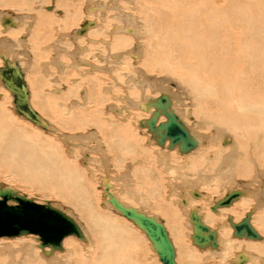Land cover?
Returning a JSON list of instances; mask_svg holds the SVG:
<instances>
[{
    "label": "bare ground",
    "instance_id": "bare-ground-1",
    "mask_svg": "<svg viewBox=\"0 0 264 264\" xmlns=\"http://www.w3.org/2000/svg\"><path fill=\"white\" fill-rule=\"evenodd\" d=\"M50 1L28 0L20 3L18 0H0L1 6L16 12L9 11L0 16L2 25L0 48H6L7 44L6 50L10 51L9 53L0 50V58L2 60L3 55L10 63L19 66L28 93V103L38 115V122L34 123L18 114L14 95L5 88L0 79V177L5 176L11 183L17 182L46 196L55 195L69 202L83 214L81 218L86 221L87 228L84 230L85 226H80L87 240H81L83 241L81 243L80 239L77 241L70 236L63 239L62 250L50 252L49 247H40V242L33 234L14 237L17 238V242L11 241L15 240L14 238L0 239V264H162L160 261L157 262L158 255L154 250L158 248L160 241L154 245L145 233L128 219V222L122 223L123 226L113 220L112 215L99 211L101 209L98 210L95 207L97 204L94 206L92 201L93 193L90 189L93 186L90 184L92 186L90 188L86 182L88 180L86 174L92 172L90 165L92 169L94 166L92 159L96 160L90 156L91 152H99L100 156L94 153L100 158L99 167L103 165L110 169L111 165L120 164L119 152L130 157L129 153L134 151L133 154L143 153L147 158L155 157V160L158 156V161H161L163 167L166 154L161 150H170L171 155H175V151L180 154L177 147L167 148L168 139L164 141V147L158 146L159 149L153 150L157 151V156L144 148L150 145L147 142L146 145L134 146L139 141H133L134 132H130L132 121L137 126L144 125L146 132L144 128L139 133L145 132L144 137L146 139L149 137L155 143L145 124L155 110L153 101L162 97L166 99L163 101L165 109L177 115L196 141L193 150L181 154L183 160L179 164L175 166L174 162L172 165L166 161L165 170L180 171L177 179L184 168H187L186 171L188 169L190 172L196 171L195 174L199 172L196 180L192 178L195 181L186 179L185 174L182 177L185 179L183 183L182 178L179 179L178 184L183 185L187 182L190 186L187 185V189L183 186L178 190L173 185L174 189L168 190L177 197L172 199V195L169 196L171 201L170 203L167 201L169 204H166V207H159L160 204L153 206L158 214L160 212L165 218L162 222L174 248L175 246L178 248L177 255L180 261L176 259V262L222 264L233 253L234 256H231L233 259L230 260V257L228 259L229 264H264V186L261 187L262 177L264 178V0H101L103 4L100 1L96 6L91 3L92 0H52L51 4H48ZM24 17L32 20L28 22ZM8 18L11 20L9 23ZM65 56L71 61H65ZM44 57L47 62L42 64L43 68L58 73H63L65 68L73 69V72L77 71L80 74L78 77L79 75L71 73L78 77V81L72 80L69 87L65 82L57 83L58 79H54V76H48L46 80L40 77L36 63ZM1 60L0 68L4 66ZM114 67L120 70L116 72L132 73H128L130 84L125 83L129 85L122 87L124 94L123 96L120 94L121 103L110 99L112 94L114 98L118 97L115 92L118 80L115 81L113 78L114 82H111V76L108 78L106 74L112 72ZM67 70L69 72V69ZM136 72L140 74L137 76ZM151 73L164 74L167 76L166 81L169 80L171 83L176 80V86L180 85V90L181 87L184 88L183 91L188 94L190 101L185 108V104L183 107L179 106L180 115L178 110L176 111V103L174 104L172 97L174 92H167L163 90L164 87L158 86L161 81L157 77L153 82L154 75L151 78ZM105 80L109 81L110 85L104 86ZM124 81L127 82L125 79ZM70 97L72 98L69 99ZM175 97L177 98L176 95ZM11 104L17 115L33 124L35 128H40L43 133L37 131L38 129H31L30 126L28 128L32 132L24 130L27 126L20 127L23 123L20 124L21 120L17 121L19 117L10 110ZM137 107L146 112L139 111L138 116H135L133 112L135 113ZM131 108L133 112H130ZM189 115L193 118L187 123L189 120L185 116ZM165 119L160 115L156 126ZM190 125L203 132L196 133ZM210 143L211 146L217 147L211 148ZM63 145H66L67 151ZM78 151L82 152V156L85 157L83 161H86L82 163L84 167L80 168L76 162ZM138 158L133 161L126 158L124 163L121 161L122 166L131 168L139 162ZM176 160L174 161L178 162ZM185 162L188 163L187 166ZM158 167L159 165L157 170ZM199 169L205 172L203 176H200L202 174ZM223 169L227 171L221 172ZM144 170L143 175L146 174ZM220 172L222 180L225 179L227 182H231L234 175L239 179V176L241 178L250 176L255 180L252 178L253 180L244 183L240 189H228L227 192L238 190L241 195L229 206L216 207L212 210V206L225 195L218 194L219 197L211 201L208 196L205 197V194L191 187L193 182H202L203 186L210 184L217 180ZM125 175L128 177V173ZM105 177H101L100 183L103 190V207L109 206L110 210H114L107 202L104 181L114 197L126 206H131L130 202L133 203L134 199L130 201L131 198L137 200L136 204L140 200L143 205L151 207L153 204L152 201H148L149 199H144L146 196L142 198L137 195L134 185H127L128 188L123 189L130 197L125 198L129 200L127 202L113 190V182ZM123 178L126 180V177ZM143 179L144 177L141 178V183L146 180ZM160 180L161 177L158 182ZM165 180L167 181V178ZM128 181L134 182V177H130ZM256 182L258 185H254ZM151 183H153L151 190L154 189L153 192L158 190L153 196H157L155 194L160 196L161 187L157 188L158 184L153 181ZM251 187L254 191L250 190ZM211 190L207 189L208 192ZM248 190L252 192L251 195H246ZM195 192L198 193V197L192 196ZM185 193L192 199L179 195L183 196ZM169 198L166 197L167 200ZM193 199H199L197 201L199 204ZM252 204L254 205L251 207ZM249 207L250 210L246 211ZM135 208L151 214L144 210V206ZM192 209H196L202 216L204 224L217 230L216 251L222 254V257L220 255L217 257V261L212 257L214 254L207 253V250L199 254L189 245L188 237L192 233L189 234L185 228L190 227V231H193L189 219ZM248 213L250 224L260 239L244 237L239 238L242 239L240 241L231 239L234 229L230 224L240 222ZM117 214L121 216L120 213ZM158 214L151 215L158 217ZM86 231L91 234L92 241ZM30 235L34 239L30 238ZM37 247L40 250H37ZM245 251L249 253L246 254Z\"/></svg>",
    "mask_w": 264,
    "mask_h": 264
},
{
    "label": "water",
    "instance_id": "water-1",
    "mask_svg": "<svg viewBox=\"0 0 264 264\" xmlns=\"http://www.w3.org/2000/svg\"><path fill=\"white\" fill-rule=\"evenodd\" d=\"M11 20L8 18L7 23ZM87 23L84 25L86 26ZM3 67L0 68V79L13 95L14 103L18 114L25 116L30 121L37 123L38 115L31 109L28 103V93L23 80V74L16 63L10 61L1 55ZM163 98V97H162ZM157 98L153 101L154 111L150 118L146 120L145 126L154 138L155 143L164 147V141L169 140L168 149L177 147L180 154L188 153L196 146V141L190 136L184 124L177 115L168 109H165L163 101L166 99ZM160 115L166 119L156 126ZM144 126V125H143ZM141 126V127H143ZM104 192L107 195V202L114 210L124 218L131 221L135 226L142 230L147 238L157 244L160 241L155 252L162 264H178L176 262V251L171 241L168 231L164 226L162 219L149 215L141 209L134 206H126L114 197L109 191V187L103 182ZM241 195L238 190L227 192L222 199H219L212 210L216 207H227ZM193 197H198V193H193ZM49 200L43 203L37 202L34 198L21 194L20 191L10 186H0V238H14L22 235L33 234L40 242V247H49L50 252L62 250V241L67 236H75L80 240L86 241L83 229L75 218L68 214L64 209L57 207ZM192 223V243L200 249L210 248L218 249L217 230L211 229L202 221V216L196 209H192L189 214ZM234 229L233 237L257 240L259 234L250 224V213L238 223L230 224ZM48 253V252H46Z\"/></svg>",
    "mask_w": 264,
    "mask_h": 264
},
{
    "label": "rangeland",
    "instance_id": "rangeland-1",
    "mask_svg": "<svg viewBox=\"0 0 264 264\" xmlns=\"http://www.w3.org/2000/svg\"><path fill=\"white\" fill-rule=\"evenodd\" d=\"M22 1H28V0H18V2H20V3H22ZM29 1H34V0H29ZM91 1V0H90ZM98 0H92L91 1V3L94 5V6H96V5H98L99 4V2L101 1V0H99L98 2H97ZM51 2H52V0L48 3V4H51ZM96 2V3H95ZM102 2V4H103V1H101ZM87 5H84V7H86ZM9 11H11V10H9L7 7H3V6H1L0 5V16L3 14H5V13H7V12H9ZM12 12V11H11ZM82 12H84V8L82 7ZM12 13H16V12H12ZM23 14H25V13H23ZM25 18V17H24ZM28 22L30 21V20H32V19H30V18H25ZM24 19V20H25ZM25 20V21H26ZM81 22V21H80ZM25 25H27V24H25ZM77 26V25H76ZM73 28V27H72ZM71 28V29H72ZM0 29H2V25L0 24ZM24 31L26 32V30L24 29ZM2 32V31H1ZM18 37V36H17ZM5 46H6V48L4 47V49H2V48H0V50L1 51H3V50H6L7 48H8V46H7V44H5ZM23 49V48H22ZM7 52H9L10 53V51L9 50H6ZM11 56H13V57H15L14 55H11ZM31 56H33L32 54H31ZM62 58H63V60H64V57L63 56H61ZM66 58H65V61L66 60H68V61H71L67 56H65ZM16 58V57H15ZM53 58H54V56H53ZM68 58V59H67ZM49 59H51V58H49ZM0 60H1V58H0ZM53 60V59H52ZM1 62H2V60H1ZM45 62H47V60L45 59V57L44 58H41V59H39L38 61H37V63H36V67H37V72H38V75L40 76V77H42L43 79H47V77L48 76H51V77H53L54 79H58V82L57 83H61V82H65L66 84H67V86H69L70 87V82L72 81V80H77L78 79V77H80V74H79V72H73V69H70V68H65L64 69V72L63 73H58V72H49L47 69H45V68H43L42 67V64L43 63H45ZM115 66H116V64H115ZM57 69V68H56ZM56 69H54V71H56ZM67 69H69V72H68V70ZM116 67H114V68H112V72H110V73H106V74H108L107 76H108V78L110 77V81L111 82H114V79H115V81L116 80H118V82L115 84V89H117L115 92H116V94H118V97L116 98H114V96H113V94H112V97L110 98L111 100L113 99V101H115V102H117L118 103V101H119V103H121V101H120V99H121V97L123 96V92H124V89L122 88V87H126V86H128L129 84H130V82H129V79H128V77H129V75L130 74H128V73H131V72H116L117 70L118 71H120L119 69H116ZM130 68H128V70H129ZM66 71L68 72V73H66ZM74 73L76 76H78V77H76V76H73L71 73ZM56 73V74H55ZM113 73H115V74H113ZM127 73V74H126ZM54 74V75H53ZM58 74V75H57ZM59 74H61V76L59 75ZM71 74V75H70ZM113 74V75H112ZM119 74H120V77H119ZM132 74V73H131ZM140 73H138V72H136L135 73V75H139ZM63 75H65V77H63ZM70 75V76H69ZM122 75V76H121ZM152 75H154L153 76V79H154V81L153 82H155L156 81V77H157V79L158 80H160V81H158V82H160V85H158V86H161V88L162 87H164L163 88V90H165V91H167V92H174L173 93V95H172V97L174 98V104L176 103V106H175V108H177L176 109V111L178 110V114L180 115L181 113H179L180 112V107H183V105L185 104V106H184V108L185 107H187L188 106V103H189V101H190V99L188 98L189 96H188V94H185L184 93V88H182L181 87V90H180V88H179V86L177 85L176 86V83H175V81H173V82H171L170 83V81L168 82V81H166L167 79L165 78V77H167V76H165L164 74L163 75H158L157 73H151L150 74V77L152 78ZM55 76H56V78H55ZM62 78V80H61V78ZM69 76V77H68ZM73 76V77H72ZM117 76V78H115ZM127 78H126V77ZM59 77V78H58ZM67 77V78H66ZM121 77H123V78H121ZM160 77V78H159ZM69 78H71V79H69ZM114 78V79H113ZM112 79H113V81H112ZM124 79L125 80H127V82L126 81H124ZM175 79V78H174ZM78 81V80H77ZM53 82V84H55V82L54 81H52ZM151 82H152V80H151ZM152 82V83H153ZM45 83V82H44ZM50 83V82H49ZM49 83H48V85H49ZM106 83V84H105ZM122 83V84H121ZM125 83H129V84H124ZM132 83V82H131ZM107 84H109V81H107V80H105V82H104V86L106 85L107 86ZM153 84H155V83H153ZM163 84V85H162ZM169 85L168 87L166 86V85ZM57 85V84H56ZM110 85V84H109ZM124 85V86H123ZM157 85V84H156ZM175 85V86H174ZM54 86V85H53ZM78 86V85H77ZM118 86H119V88H118ZM47 87V86H46ZM111 87V86H110ZM176 87H177V89H176ZM168 88V89H167ZM172 88V89H171ZM174 88V89H173ZM105 89V88H104ZM107 89V88H106ZM155 89H157V87L155 88ZM120 90H122V92L120 91ZM163 90H160V91H163ZM179 90V91H178ZM118 91H120V93L118 92ZM157 91H159V89L157 90ZM164 91V92H165ZM49 92H51V91H49ZM177 93H179V94H177ZM122 96H121V95ZM181 94H183V95H181ZM175 95L177 96V98H178V100L180 101H178L177 100V98L175 97ZM186 95V96H185ZM111 96V95H110ZM109 96V97H110ZM120 96V97H119ZM135 96H137V94L135 95ZM142 96V95H141ZM179 96V97H178ZM186 98H185V97ZM188 96V97H187ZM105 97H106V95H105ZM134 97V96H133ZM72 97H70L69 99H71ZM107 98V97H106ZM109 99V98H108ZM119 99V100H118ZM183 99H185L184 101H183ZM188 99V100H187ZM13 101V100H12ZM66 101H68V100H66ZM187 103H186V102ZM107 102V101H106ZM182 102V103H181ZM12 103V102H11ZM181 103V104H180ZM182 105V106H181ZM187 105V106H186ZM178 106V107H177ZM180 106V107H179ZM10 110H12L11 112L13 113V114H15V116H17V117H19V119H17V121L18 122H20V120H21V122H20V124L21 123H23L22 125H20V127H22L23 128V125L26 127L27 126V128H25L24 130H26V131H31V129H34L35 128V126L32 124L31 125V123L30 122H28V121H26V120H24L21 116H19V115H17L15 112H14V109H13V104H11V109ZM134 110L131 108L130 109V112H133ZM146 112V110L144 111V109H142V108H138L137 107V109H135V113L133 112V114L135 115V116H138V114L140 113V112ZM137 113V114H136ZM188 117V118H187ZM181 118L183 119V116H181ZM185 118L187 119V120H189V121H187V123L188 122H190V121H192V118H193V116L192 115H189V116H185ZM186 119H184V121H186ZM23 121V122H22ZM133 122V124L131 123V126L132 127H130V132H134L133 134H132V138H133V141H136V142H141L142 140H145L144 142H142V143H137V144H135L136 142H134V146H140V145H142V144H145L146 145V142L147 143H149L150 145H143V146H145L144 148L146 149V150H148V151H152L153 152V150H156V149H159V148H161L160 146H159V148H158V145H156L152 140H150L149 139V137L146 139V137H144V133L146 132V128L145 127H140V126H137V124L136 123H134V121H132ZM27 123L29 124V125H27ZM134 124H135V126H134ZM30 126V128H28ZM135 128H134V127ZM191 126V125H190ZM138 127V128H137ZM194 130H196L195 132L197 133H199V132H203V131H198L199 129H197V128H194L193 126H191ZM143 128V129H142ZM144 128H145V132H143L142 134L141 133H139V131L140 130H144ZM37 131H41V129L40 128H35ZM136 130V131H135ZM32 132V131H31ZM42 132V131H41ZM43 133V132H42ZM136 133V134H135ZM141 134V135H140ZM137 135H139L137 138H135V136H137ZM142 140H141V139ZM138 139V140H137ZM140 139V140H139ZM62 143V142H61ZM213 143V142H212ZM212 143H210V147L211 148H215V147H217V146H211V144ZM152 145V146H151ZM65 146V150L67 151V148H66V145H63V147ZM142 146V147H143ZM148 146H149V149H148ZM157 147V148H156ZM71 148H73V147H71ZM152 148H154V149H152ZM151 149V150H150ZM65 151V152H66ZM160 151V150H159ZM172 151V150H171ZM156 152V153H155ZM161 152H163L164 154H166V157H164L165 158V162L167 161V163L168 164H172L173 165V162H174V164H175V166L177 165V163L179 164V162L180 161H182L183 159L181 158V156H183V155H181V154H177L176 153V151L174 152V154L175 155H171L170 154V150H167V149H165L164 151H162L161 150ZM94 153H97L98 154V156H100L99 155V152L98 151H95V152H91V154H90V156H92V157H94L96 160H94V159H92V165H94L93 166V169H92V167H91V165H90V170H92V172H91V174H92V176H91V174H90V176H88L89 174H86V182L88 183V185H89V187L91 188L92 186H93V188H91L90 190H91V192L93 193V195H95V196H93L92 195V201H94V203H93V205L95 206L96 204H97V206H95V207H97V209L99 208V209H101V210H99V211H101V212H103V213H106V214H108V215H112L113 216V218H111V219H113V220H115V221H117V223L118 224H121V225H123L122 223L123 222H128V220L127 219H125L124 217H122V216H120L119 214H117V212H115L113 209H109L110 207L109 206H107L108 207V209H107V207L105 206V207H103L104 205L102 204V202H103V199H102V186H100L101 184V180H102V178L101 177H105L106 179H109L111 182H113V186H114V189L113 190H115L117 193H118V195L120 194V197H122V198H128L129 197V195L127 196V193L126 192H124V190L123 189H125V188H128L127 187V185L128 186H130V185H134L133 186V188H134V190L135 191H137L136 193H137V195H139V196H142V198H144L145 196L146 197H148V198H144V199H146V200H148L149 202L150 201H152L153 202V204L151 205V207L150 206H148V205H143V204H141V200L140 201H138L139 203L138 204H136L137 203V200L135 199V198H131L130 199V197L128 198V199H130V201H132L133 199V203L132 202H130L131 203V206H134V207H143L144 206V208H142V209H144V210H146V211H149L151 214H155V215H157L158 214V211H156V209L155 208H153V206L154 207H156V206H159V204H160V206L159 207H166L169 203H170V198H169V196H171L172 195V199L173 198H175V196L177 197V195L175 194V196H174V194L172 193V192H169L170 190H172V189H174V186L178 189V190H180L181 189V187H183L184 186V188L185 189H187V187H190L188 184H187V182L185 183V184H181V183H183L184 181H185V179H183L182 177H183V175L185 174L186 175V179L188 178V179H190V180H193V181H195L197 178V174L199 173H196L195 174V172H192V170H191V172H190V170L188 169L187 171L185 170V169H187V168H184V170H183V172L182 173H180L181 174V176H180V178H182L181 179V183H179L178 184V182L180 181L179 179H177L179 176L177 175L179 172L178 171H176V172H174V171H166L165 169V165H166V163L164 162V167H163V165H162V163H161V161L159 162L158 161V159H159V157L157 156V151H154L152 154L154 155V156H157L156 157V160L153 158V159H150L149 157L147 158L146 156H144L143 155V153L141 154V153H136L135 152V154H133L134 153V151L132 152V153H129V156L130 157H128V155H125V154H123L124 155V157H123V155L119 152L118 154H120V158H121V160H120V164H113V165H111V169L110 168H106V167H103V165L101 166V167H99L98 165H100V158L96 155H94ZM191 153H193V152H191ZM151 154V155H152ZM178 155V157H177V155ZM132 155V156H131ZM140 155V156H139ZM171 155V156H170ZM188 155V154H187ZM190 155V154H189ZM77 156H78V159H76V162H78L77 164L78 165H80L78 168H80V167H84L83 166V162H86V161H83L84 159H85V157L84 156H82V152L81 151H78V154H77ZM127 156V157H126ZM142 156H144V158H142ZM185 156V155H184ZM79 157H80V159H79ZM139 157V158H138ZM173 157H174V160H176L177 158L179 159H177L176 161H178V162H175L174 160H172L173 159ZM176 157V158H175ZM126 158L127 159H130V160H132L133 161V159H135L136 160V158H138L137 160H139V162L138 163H136V164H134L131 168H127L126 166H125V168H124V166H122L123 165V163H124V159H125V161H126ZM144 160H142V159ZM167 158V159H166ZM172 158V159H171ZM149 159H150V161H149ZM102 160H103V158L101 157V163H102ZM140 160H142V161H140ZM168 160H170V162L168 161ZM121 161H123V163L121 162ZM157 163H156V162ZM148 162H150V164L148 163ZM152 162L154 163V164H152ZM93 163H95V164H93ZM159 163V164H158ZM186 163V166L188 165V163L187 162H185ZM146 164H147V167H145L146 166ZM157 164V165H156ZM86 165V164H85ZM116 165H117V167H116ZM150 167H149V166ZM152 165H154L153 167H152ZM159 165V167H158V170H157V166ZM97 166V167H96ZM114 166V167H113ZM118 166H120V167H118ZM136 166H137V168H136ZM163 168H162V167ZM99 167V168H98ZM138 167H141V169L140 168H138ZM144 167V168H143ZM149 167V168H148ZM152 167V168H151ZM98 169V171L96 170V169ZM103 168H105V169H103ZM113 168V169H112ZM115 168V169H114ZM143 168V169H142ZM147 168H148V170H147ZM156 170H155V169ZM200 168H201V166H200ZM122 169V170H121ZM127 170V172L125 173V171ZM136 169V170H135ZM139 169V170H138ZM145 169V170H144ZM149 169H150V171H149ZM151 169L153 170V171H151ZM116 170H117V172H116ZM142 170V171H141ZM143 170H144V172L146 173L145 175H143ZM200 170V169H199ZM120 171V172H119ZM139 172V173H137V172ZM201 172H200V174H202V175H200V176H203V174H205V172L201 169L200 170ZM223 171H227L226 169L224 170H222L221 172H223ZM2 173H4L3 171H1ZM107 172H111V173H107ZM125 174H127L128 173V177H127V175H125ZM135 173V176L133 175L134 173ZM164 172V173H163ZM170 172V173H169ZM174 172V175L172 174ZM186 172V173H185ZM188 172H189V174H188ZM221 172H220V174L219 175H217V180H214V181H212V182H210V184L209 183H207L206 184V186H203V184H202V182H193V187H191V188H193L194 190H197L198 192H200V193H203V194H205L204 196L205 197H207L209 200H211V199H214L215 197L216 198H218L219 196H223V195H225L226 194V192L228 191V189L230 190V189H233V188H235V189H240V188H242L243 187V185H245L246 183H248L249 182V180L251 181V180H253L254 178L253 177H251L250 178V176L249 177H242L241 178V176H239L240 177V179L238 178V176H236V175H234V176H232L233 177V179H231V182H227V181H225V179L224 180H222L223 178V176L221 175ZM104 173V174H103ZM122 173V174H121ZM150 173V174H149ZM151 173H152V175L154 174V176L152 177V175H151ZM158 173V174H157ZM160 173V174H159ZM162 173V174H161ZM191 173H192V175H191ZM207 173V172H206ZM4 174H6V173H4ZM85 174V173H84ZM108 174H112V175H108ZM113 174H115V175H113ZM141 174V175H140ZM164 174V175H163ZM168 174V175H167ZM118 175V176H117ZM136 175H138V176H136ZM149 175H151V177L149 176ZM159 175V176H158ZM191 175V176H190ZM196 175V176H195ZM210 175V174H209ZM220 175H221V177H220ZM94 176V177H93ZM108 176V177H107ZM121 176V177H120ZM141 176V177H140ZM169 178H168V177ZM190 176V177H189ZM116 177H119V178H116ZM123 177H126V180L123 178ZM132 178V177H134V182H131V181H128L129 180V178ZM144 177V179H146V180H144L143 181V183H141V178H143ZM151 178V180H150V178ZM160 177H161V180H160V182H158V180L160 179ZM163 177L165 178H167V181H168V183H166L167 181L165 180V179H163ZM172 177V178H171ZM174 177H175V179H174ZM139 178V179H138ZM148 178V179H147ZM154 178V179H153ZM192 178H196L195 180L194 179H192ZM253 178V179H252ZM111 179H113V181L111 180ZM117 179V180H116ZM136 179V180H135ZM153 179V180H152ZM157 181H156V180ZM171 179V180H170ZM228 179H230V177L228 178ZM228 179H226V180H228ZM0 186H2V187H4V186H10V187H12V188H14V189H16V190H18V191H20L21 192V194L23 193V194H25V195H27L28 197H31V198H34L37 202H39V203H42V202H44V200H49L50 202H52V203H54L56 206L58 205V207H62V209H64L65 211H67V212H70V214L72 215V216H74L75 217V220L76 221H78L79 222V224L82 226V227H84V230H86V228H87V225H86V221L84 220V218H81L82 216H83V214H82V212L81 211H79L78 209H76L74 206H72L71 204H69V202H67L66 200H64V199H62V198H60V197H58V196H55V195H53V196H46V195H44V194H42V193H39L38 191L36 192V191H34V190H31L30 188H26V187H24L22 184H19V183H17V182H13L12 181V183L11 182H9L8 181V179H6V177L4 176H2V177H0ZM138 180V181H137ZM178 180V181H177ZM255 180V179H254ZM89 181V182H88ZM117 181H118V183H117ZM148 181H153L154 183H157L158 185H157V188L159 187H161V194H160V196L158 195V194H155V195H157V196H153V193H158V190H155L154 192H153V190H151V188H152V184L153 183H151V182H148ZM220 183H219V182ZM264 178L262 177V184H261V187H263L264 186ZM137 184H136V183ZM150 184H148V183ZM164 182V183H163ZM171 182V183H170ZM224 182V183H223ZM133 183V184H132ZM176 183V184H175ZM212 183H213V185H212ZM245 183V184H244ZM90 184H92V186L90 185ZM135 184H136V186L138 187H136L135 186ZM139 184H140V186L142 187H139ZM146 184V185H148V186H144V185ZM164 184V185H163ZM167 184H169V185H167ZM172 184V185H171ZM181 184V185H180ZM210 186H209V185ZM214 184H215V186H214ZM217 184V185H216ZM116 185H118V186H116ZM143 185V186H142ZM174 185V186H173ZM178 185H179V187H178ZM188 185V186H187ZM228 185V186H227ZM253 185V184H252ZM254 185H258V183L256 182V183H254ZM116 186V187H115ZM121 186V187H120ZM169 186V187H168ZM187 186V187H186ZM219 186V187H218ZM145 187H146V189H145ZM162 187H163V189H162ZM165 187L166 188H169V189H165ZM171 187V188H170ZM173 187V188H172ZM211 188V189H209V188ZM214 187H215V190H214ZM218 187V188H217ZM147 188H148V190H147ZM175 188V190L176 191H178L177 189ZM204 188V189H203ZM227 188V189H226ZM253 187H251V189L250 190H252V191H254L253 189H252ZM100 189V190H99ZM207 189H208V191L209 190H211L210 192H208L207 191ZM263 189V188H262ZM148 191V193L146 192V191ZM163 190H165L164 192H163ZM169 190V191H168ZM190 190V189H189ZM205 190V191H204ZM214 190V191H213ZM99 191H100V193H99ZM141 191V193H138V192H140ZM145 191V192H144ZM214 193H213V192ZM120 192H122V193H120ZM144 192V193H143ZM152 192V193H151ZM169 192V193H168ZM205 192V193H204ZM212 192V193H211ZM95 193V194H94ZM99 193V194H98ZM210 193V194H209ZM122 194V195H121ZM141 194V195H140ZM166 194L168 195V196H166ZM217 194V195H216ZM218 194H219V196H218ZM252 194V192H250L249 190L247 191V194L246 195H251ZM96 195H98V196H96ZM181 197H189V198H191L190 196H188V194H184L183 196L181 195V194H179ZM125 196H127V197H125ZM134 196V195H133ZM144 196V197H143ZM150 197H151V199H150ZM155 197V198H154ZM157 197V198H156ZM160 197H163L162 199H159ZM166 197H168L169 199L167 200L166 199ZM60 198V199H59ZM128 199H125L127 202H129V200ZM164 199H166V200H164ZM192 199V198H191ZM63 200V201H62ZM159 200H160V203H159ZM162 200H163V202H162ZM194 200V202L196 203V204H199L197 201H199V199H193ZM203 200V199H202ZM48 201V202H49ZM64 201H66V202H64ZM98 201L101 203H98ZM155 201V202H154ZM167 201H169V203L167 202ZM212 201V200H211ZM136 202V203H135ZM157 202V203H156ZM167 202V203H166ZM165 203V204H164ZM200 203H201V199H200ZM100 204V205H99ZM132 204H134V205H132ZM156 206H155V205ZM163 204V205H162ZM167 204V205H166ZM255 204V203H254ZM254 204H252L251 205V207L254 205ZM140 205V206H139ZM142 205V206H141ZM72 206V207H71ZM179 207V206H178ZM251 207H249L248 208V210H246V211H249L250 210V208ZM147 208H149V210L147 209ZM180 208H182L181 206H180ZM151 209H154V210H151ZM231 209V208H230ZM230 209H228V211H230ZM73 210V211H72ZM108 210V211H107ZM79 213V215H78V213ZM115 212V213H114ZM211 212V211H210ZM157 213V214H156ZM81 214V215H80ZM78 216H80V217H78ZM112 216H110V217H112ZM160 216H161V218H160ZM158 217L160 218V219H162L163 221L165 220V218L164 217H162V215H160V212H159V214H158ZM77 218V219H76ZM117 218H119L120 220H118ZM123 219V220H122ZM80 220V221H79ZM83 221H84V223H83ZM121 221V222H120ZM124 226V225H123ZM184 228H185V226H184ZM186 230H188L187 232H189V234L190 233H192L190 230V227H186L185 228ZM86 233L88 234V232L86 231ZM142 233V232H141ZM143 234V233H142ZM262 235V234H261ZM72 238H74L75 240L77 239V241L79 240L77 237H73L72 235H70ZM70 236H67V237H65V239L66 238H70ZM88 236L90 237L91 236V234L89 233L88 234ZM30 238H32V239H34V237L32 236V235H30L29 236ZM233 238V240H237V241H240V240H242V239H239V238H236V237H231V239ZM236 238V239H235ZM0 239H10V238H8V237H1ZM15 239V238H14ZM17 239V238H16ZM11 240V241H15V242H17V240ZM93 239H91V237H90V241H92ZM188 240H189V245H190V247H192V248H194L195 249V251H197L199 254H202L203 252H201V251H205V250H207L208 252L207 253H210V254H214L212 257H213V259H214V261H217V257L220 255H222L221 253H220V251H216V250H210V249H199L197 246H195L193 243H192V241H191V239H190V236L188 237ZM244 240V239H243ZM35 241V240H34ZM35 242H37V241H35ZM79 242H83V241H81V240H79ZM176 248H175V251H176V259L177 260H179L178 259V255H177V253H178V251H177V246H175ZM37 250L39 249L38 247L36 248ZM40 250V249H39ZM199 250V251H198ZM223 252V251H222ZM234 252V251H233ZM61 253V252H60ZM244 253H246V254H248L249 253V251H245ZM233 254V253H232ZM230 255L229 257H230V260H232L233 259V257H231V256H234V255ZM222 257V256H221ZM221 257H219V258H221ZM229 257H227L225 260H224V262L222 263V264H224L225 262V264H229V261L230 260H228L229 259ZM156 258H157V262H159V260H158V257L156 256ZM212 260V259H211ZM180 261V260H179ZM178 261V262H179ZM228 261V262H227ZM180 264H182L181 262H179Z\"/></svg>",
    "mask_w": 264,
    "mask_h": 264
}]
</instances>
